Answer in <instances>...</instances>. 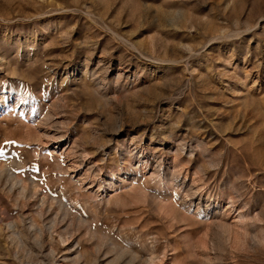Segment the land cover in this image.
I'll use <instances>...</instances> for the list:
<instances>
[{"label":"rangeland","instance_id":"1","mask_svg":"<svg viewBox=\"0 0 264 264\" xmlns=\"http://www.w3.org/2000/svg\"><path fill=\"white\" fill-rule=\"evenodd\" d=\"M149 262L264 264V0H0V264Z\"/></svg>","mask_w":264,"mask_h":264},{"label":"bare ground","instance_id":"2","mask_svg":"<svg viewBox=\"0 0 264 264\" xmlns=\"http://www.w3.org/2000/svg\"><path fill=\"white\" fill-rule=\"evenodd\" d=\"M1 98H3V97H1ZM15 183L18 184V181H16ZM23 191H24V189H23ZM31 226L34 227L33 224H31ZM149 264H150V262H149Z\"/></svg>","mask_w":264,"mask_h":264}]
</instances>
